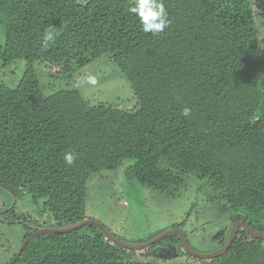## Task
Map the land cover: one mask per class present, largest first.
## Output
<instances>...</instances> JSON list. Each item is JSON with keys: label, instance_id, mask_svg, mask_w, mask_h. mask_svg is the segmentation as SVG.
<instances>
[{"label": "trees", "instance_id": "16d2710c", "mask_svg": "<svg viewBox=\"0 0 264 264\" xmlns=\"http://www.w3.org/2000/svg\"><path fill=\"white\" fill-rule=\"evenodd\" d=\"M164 4L170 24L152 35L129 11L135 1L0 0L1 66L26 63L15 86L0 81V189L29 196L62 227L85 219L89 177L125 160L132 178L158 193L174 195L192 176L229 214L217 250L235 221L264 234V0ZM47 29L59 34L45 48ZM103 54L134 105L91 104L76 89L45 94L31 66L68 73ZM67 152L77 155L70 166ZM163 242L199 264H264V241L242 229L216 258L191 257L169 237L136 261L135 250L94 226L38 236L12 264H164L154 252Z\"/></svg>", "mask_w": 264, "mask_h": 264}, {"label": "rangeland", "instance_id": "374dc122", "mask_svg": "<svg viewBox=\"0 0 264 264\" xmlns=\"http://www.w3.org/2000/svg\"><path fill=\"white\" fill-rule=\"evenodd\" d=\"M2 43L0 26V45ZM31 66L45 94L57 89H76L91 104L100 102L120 108L134 105L127 82L106 54L84 67H71L68 73L52 74L37 61ZM25 67L26 63L22 59L7 66H1L0 62V81L15 86ZM131 164L132 161L125 160L112 172L101 171L89 177L86 184L85 219L98 221L115 237L127 243L146 242L184 220L180 229L194 250L209 253L220 245L224 232L229 228L226 220L229 214L220 202L209 200L213 192L205 180L187 176L174 195L158 193L132 178L129 171ZM0 198L8 201L3 193H0ZM16 208L27 214L28 222L39 227H55V223L41 213L39 203H32L29 196H23ZM22 239L19 225L0 224V264H5L18 251ZM262 244L264 247V242ZM151 252L150 249L134 251L130 258L143 260L144 254ZM154 252L158 253V258L165 259L164 264H199L186 259L175 242H163L160 247H155Z\"/></svg>", "mask_w": 264, "mask_h": 264}, {"label": "water", "instance_id": "95a60500", "mask_svg": "<svg viewBox=\"0 0 264 264\" xmlns=\"http://www.w3.org/2000/svg\"><path fill=\"white\" fill-rule=\"evenodd\" d=\"M84 226H94L96 227L104 236L107 240H109L112 244L123 248V249H128V250H141L144 248H147L158 241H161L165 238L169 237H177L179 239V242L186 254H188L191 257L195 258H201V259H209V258H216L218 256L223 255L227 249L230 247L231 242L233 241L234 237L236 236V233L238 229H242L248 236L254 238V239H259L264 241V234L252 229L249 227L247 224H244L242 221H235L228 233V237L226 239L225 244L212 252L209 253H200L196 250H194L187 242L185 236L179 229H168L165 231L160 232L159 234L155 235L152 237L150 240L143 242V243H127L123 240L118 239L115 237L112 233H110L101 223L95 220H90V219H84L82 221H79L77 223L68 225V226H62V227H37L35 228V232L28 236L26 239L23 240V242L20 245V248L18 249L17 253L11 259L7 264H12L15 260L18 259L21 251L25 248L26 244L31 241L32 239L46 235V234H65L69 233L71 231L78 230Z\"/></svg>", "mask_w": 264, "mask_h": 264}, {"label": "clouds", "instance_id": "9594fccd", "mask_svg": "<svg viewBox=\"0 0 264 264\" xmlns=\"http://www.w3.org/2000/svg\"><path fill=\"white\" fill-rule=\"evenodd\" d=\"M129 11L134 14L142 26L145 33L156 35L163 32L170 24L168 12L165 8L164 0H135V6ZM53 30H45L43 36V46L47 48L51 42H54L55 36ZM185 118L191 116V109L184 107L181 112ZM77 159V155L73 152H67L64 155V161L67 165H72Z\"/></svg>", "mask_w": 264, "mask_h": 264}, {"label": "flooded vegetation", "instance_id": "af4514ba", "mask_svg": "<svg viewBox=\"0 0 264 264\" xmlns=\"http://www.w3.org/2000/svg\"><path fill=\"white\" fill-rule=\"evenodd\" d=\"M0 193H3L8 198V201L6 199L0 198V224L19 225L22 228V235H23V239L21 241L22 243L23 240L26 239L31 234H33L35 232V228L39 226L37 224H34L33 222H28V219L26 218L28 217L27 214L21 212V210H18L16 208V204L17 202H19L21 198L15 199L13 195H11L8 191L4 189H0ZM16 253L17 252H15L14 255L11 256V258L5 264H7L11 259H13Z\"/></svg>", "mask_w": 264, "mask_h": 264}]
</instances>
